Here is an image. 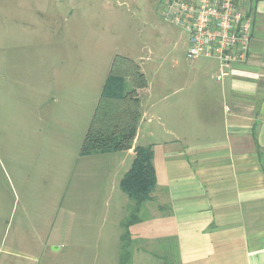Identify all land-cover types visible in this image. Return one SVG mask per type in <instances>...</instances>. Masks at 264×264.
I'll list each match as a JSON object with an SVG mask.
<instances>
[{
	"label": "rangeland",
	"instance_id": "rangeland-1",
	"mask_svg": "<svg viewBox=\"0 0 264 264\" xmlns=\"http://www.w3.org/2000/svg\"><path fill=\"white\" fill-rule=\"evenodd\" d=\"M52 2L61 26L0 25V197L12 196L9 241L39 264H119L132 204L120 180L133 159L81 155L110 68L117 56L131 59L147 92L164 97L196 62L186 56L187 32L164 18L162 0ZM152 200L150 216L168 209L162 191ZM20 228L29 238L19 244ZM131 254L130 264L175 263L134 237Z\"/></svg>",
	"mask_w": 264,
	"mask_h": 264
},
{
	"label": "crops",
	"instance_id": "crops-1",
	"mask_svg": "<svg viewBox=\"0 0 264 264\" xmlns=\"http://www.w3.org/2000/svg\"><path fill=\"white\" fill-rule=\"evenodd\" d=\"M241 11L251 22L249 57L221 82L219 62L198 59L164 97L137 91L142 118L134 146H153L156 192L168 209L153 216L144 210L131 233L175 264H264V0L245 2ZM61 23L52 0H0V25ZM125 88L133 90L132 81ZM115 154L135 158L133 149ZM11 198L0 197V264H39L9 241ZM26 231L19 229V244Z\"/></svg>",
	"mask_w": 264,
	"mask_h": 264
},
{
	"label": "trees",
	"instance_id": "trees-1",
	"mask_svg": "<svg viewBox=\"0 0 264 264\" xmlns=\"http://www.w3.org/2000/svg\"><path fill=\"white\" fill-rule=\"evenodd\" d=\"M124 56H117L101 93L95 114L81 148L82 156L110 154L134 150L135 158L121 180V190L131 201L128 215L123 219L121 257L119 264H130L133 235L131 227L143 220L142 212L152 202L157 189L154 168V149L149 146H134L141 121V100L138 90L147 88L143 71ZM136 69V70H134ZM130 77L133 90L126 91V79ZM175 264V263H173Z\"/></svg>",
	"mask_w": 264,
	"mask_h": 264
},
{
	"label": "built area",
	"instance_id": "built-area-1",
	"mask_svg": "<svg viewBox=\"0 0 264 264\" xmlns=\"http://www.w3.org/2000/svg\"><path fill=\"white\" fill-rule=\"evenodd\" d=\"M252 0H162L164 18L185 30L187 58L214 59L221 67V82L230 70L244 64L250 53L251 22L241 6Z\"/></svg>",
	"mask_w": 264,
	"mask_h": 264
}]
</instances>
